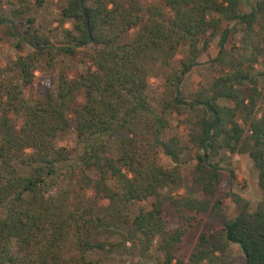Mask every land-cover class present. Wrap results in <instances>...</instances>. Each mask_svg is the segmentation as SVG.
<instances>
[{
  "label": "trees",
  "instance_id": "16d2710c",
  "mask_svg": "<svg viewBox=\"0 0 264 264\" xmlns=\"http://www.w3.org/2000/svg\"><path fill=\"white\" fill-rule=\"evenodd\" d=\"M15 1L23 7L29 0ZM162 1L169 16L141 0H66L61 21L71 20V28L62 44L36 30L19 34L32 49L0 67V264H123L128 257H151V249L160 252L161 264H184L187 229L201 216L182 209L206 211L222 180L210 158L242 145L257 169L261 198L252 210L244 201L220 229L201 230L186 264H225L220 255L230 242L242 249L244 264H264V115H255L261 95L256 75H264V0ZM245 1L247 11L241 9ZM224 20L238 25L239 44L226 54L225 26L213 58L222 71L188 101L179 84ZM4 22L10 23L0 0ZM88 44L90 63L81 72L70 76L61 70L54 90L35 100L25 97L37 68ZM182 45L188 54L173 68ZM156 60L168 68L165 81L173 92L164 107H202L193 136L200 151L186 192L201 191L205 199L171 194L185 186L178 164L183 145L177 135H163L168 118L149 98ZM239 112L250 117L246 127ZM69 114L81 150L77 180L107 200L100 213L83 202L67 203L70 188L61 177L74 148L57 146L55 136L68 128ZM111 135L117 138L115 153ZM160 153L174 164L162 163ZM150 197L149 207L132 208ZM164 203L174 206L175 222L165 215Z\"/></svg>",
  "mask_w": 264,
  "mask_h": 264
},
{
  "label": "rangeland",
  "instance_id": "374dc122",
  "mask_svg": "<svg viewBox=\"0 0 264 264\" xmlns=\"http://www.w3.org/2000/svg\"><path fill=\"white\" fill-rule=\"evenodd\" d=\"M143 3H152L159 7L161 12L169 16V8L165 7L162 0H141ZM248 3L251 0H247ZM247 1L242 2L241 9L248 10ZM66 3V0H44L41 5H36L33 0H29L25 6H20L15 0H2V11L6 19L10 22H4L0 25V67L13 61L19 54L29 52L31 46L20 39V35H27L29 32L36 30L40 36H46L53 43L62 44L66 41V30L71 28V20L65 19L61 21V7ZM22 9V10H20ZM34 18L33 23L27 19ZM222 21L219 28L213 36L210 37V42L207 51L202 52L198 57V63L193 65L185 74L179 84V91L184 99L191 100L197 91L206 89L213 77L222 71V65L218 62L214 63L213 58L219 49V40L221 32L227 26V38L225 41V52L229 54L235 52L239 44L241 31L234 21ZM12 24V27H10ZM27 28V29H26ZM25 29L27 32H25ZM135 28H131L129 33L134 32ZM92 51L90 44L84 48H78L74 55L58 56L53 66H47L44 63L41 67L35 70V78L31 85L26 88L25 97L29 100L43 97V91L54 90L58 83V75L61 70L67 72L70 76L81 72L90 62L88 59L89 53ZM188 54L186 45L179 48L178 53L172 61V67L178 68L180 60L185 59ZM260 63L256 65V71L260 69ZM168 68L161 66L160 61L156 60L151 64L150 76L148 84V94L152 106L157 111H164L169 121V126L164 129L163 135H177L183 145V150L179 156V167L182 172L183 182L185 186L175 189L171 194L175 197L188 196L197 199L207 198L206 194L201 191L186 192V186H190L191 175L195 167V155L200 151L197 147V142L193 140L198 132V121L203 112L200 105L189 107L181 104V109L176 110L172 106L164 107L165 101L171 99L173 92L170 90L165 76ZM257 88L261 92L259 100L255 106V115H264V75H256ZM79 99L81 97L79 96ZM182 99V98H181ZM69 126L66 130L58 131L55 136V144L65 145L68 148H74L73 159L68 162L67 167L63 169L62 182L68 184L70 188L68 205L72 206L77 202H83L92 205L97 213L102 212L103 205L107 202L106 199H100L96 196L93 188L79 184L77 180L78 168L80 163V147L76 144V134L73 127L72 115L69 114ZM238 120L247 126L250 117L245 112H239ZM19 119V117H18ZM18 123V120H16ZM110 152L115 153L117 149V138L111 135ZM245 141V140H244ZM160 161L167 165H173L174 162L163 153L159 154ZM212 162H217L222 174V180L216 192L209 199V205L206 211L197 213L189 211L187 208H181L183 212L198 216L201 220L196 225L190 226L187 229L185 245L186 249L182 251L184 264L187 263L188 255L194 246L197 236L201 230H217L222 227V222L225 219H230L237 215L243 202L247 203L248 209H254L258 200L261 198V190L257 184V169L249 157L244 145L240 151L230 152L227 149H220L215 157L210 158ZM75 165L74 169L69 166ZM90 172L89 174H91ZM165 192V189L162 190ZM229 192L231 194H229ZM150 197L146 200L133 204L132 208L138 205L149 207ZM165 215L169 217L171 222L177 220L178 214L174 210V206L170 203H164ZM198 220V219H197ZM116 238L115 236L112 239ZM153 255L149 258L140 259L138 256L128 257L122 261L123 264H161L160 252L151 249ZM225 264H244V254L240 246L236 242H230L220 255ZM117 260L121 262L122 258ZM173 264H177V260H173Z\"/></svg>",
  "mask_w": 264,
  "mask_h": 264
}]
</instances>
